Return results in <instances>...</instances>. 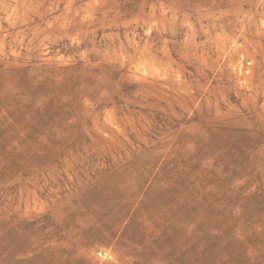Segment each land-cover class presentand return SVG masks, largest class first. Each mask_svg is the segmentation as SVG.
<instances>
[{"label": "rangeland", "instance_id": "obj_1", "mask_svg": "<svg viewBox=\"0 0 264 264\" xmlns=\"http://www.w3.org/2000/svg\"><path fill=\"white\" fill-rule=\"evenodd\" d=\"M0 264H264V0H0Z\"/></svg>", "mask_w": 264, "mask_h": 264}]
</instances>
